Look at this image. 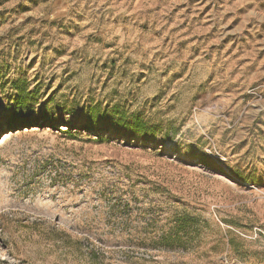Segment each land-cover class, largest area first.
<instances>
[{
    "label": "rangeland",
    "instance_id": "374dc122",
    "mask_svg": "<svg viewBox=\"0 0 264 264\" xmlns=\"http://www.w3.org/2000/svg\"><path fill=\"white\" fill-rule=\"evenodd\" d=\"M0 141V264H264V0H0Z\"/></svg>",
    "mask_w": 264,
    "mask_h": 264
},
{
    "label": "trees",
    "instance_id": "16d2710c",
    "mask_svg": "<svg viewBox=\"0 0 264 264\" xmlns=\"http://www.w3.org/2000/svg\"><path fill=\"white\" fill-rule=\"evenodd\" d=\"M96 109H91V117L96 114ZM8 119V122H12L14 120H18L20 123H23L21 119L16 118V112L12 111L8 113L6 116ZM112 126L113 130L116 132H120L127 135H140V136H146L148 135V128L143 120L138 118L136 115H133L131 119L126 118L123 115H120L119 117L113 119ZM25 124V123H23ZM92 126L98 127V125L93 124ZM104 128H108V126L104 125Z\"/></svg>",
    "mask_w": 264,
    "mask_h": 264
},
{
    "label": "bare ground",
    "instance_id": "6f19581e",
    "mask_svg": "<svg viewBox=\"0 0 264 264\" xmlns=\"http://www.w3.org/2000/svg\"><path fill=\"white\" fill-rule=\"evenodd\" d=\"M0 143H3V141H0Z\"/></svg>",
    "mask_w": 264,
    "mask_h": 264
}]
</instances>
